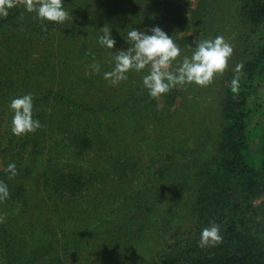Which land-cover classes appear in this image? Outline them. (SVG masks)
I'll return each mask as SVG.
<instances>
[{"label":"rangeland","instance_id":"374dc122","mask_svg":"<svg viewBox=\"0 0 264 264\" xmlns=\"http://www.w3.org/2000/svg\"><path fill=\"white\" fill-rule=\"evenodd\" d=\"M64 1L65 8L71 13L73 19L56 25L55 22L37 19L35 13L27 12L18 0L15 11L10 9L8 16L13 12L15 15H11L10 19L0 17V25L5 22L4 31L0 33V44L9 42L6 41L7 36L10 39L19 38L22 42L26 36H30V33H37V44L40 51L37 57L43 59L42 56L45 55L43 51L51 50L49 44L52 43L49 39L55 37L53 30L57 27L64 28L63 31H65L67 30L65 27L68 25L69 28L72 27L76 30L71 23L75 25L77 23L81 34L87 33L88 30L90 33L93 28H97L96 23L93 27L92 17L86 14L88 11L94 10L91 4L95 0ZM123 1L128 2L131 9L133 5H141L129 16L126 15L128 21L138 20L141 30L153 25L152 19L155 11L152 12L153 14L146 11L140 0H121V2L113 3L111 7L114 10L118 9L123 5ZM175 1L171 5L173 8L175 7L173 10L176 11L170 12L173 17L175 14L179 22L183 19H186L187 22L186 24L185 22L177 24L178 31L175 37L171 31L169 35L173 36L174 40L179 38L181 40L183 37L184 41L181 40V43L188 46L189 42L193 43L195 38H214L216 35H223L233 44L234 53L229 62L230 66L223 75L217 76L208 86L186 85L173 88L168 93L153 98L149 96L148 91L142 85V76L147 73V68L141 72L130 71L128 79L116 85L105 80L103 77L105 71L102 69L110 71L114 64L108 63L111 57L108 55V51L106 52V49L102 48L98 54L93 53L95 56H90L91 60L86 58L88 63L79 69L78 80L73 79L68 81L67 86L65 85L64 93L69 97L66 104L74 107L73 104L78 103L86 109L81 113L80 109H77V113H80L77 116L79 121L75 119V122L65 127V131L61 130L60 134L57 131L54 133L52 131L56 139L50 136L48 128L44 135H33L34 140H30L29 133L25 134L26 136L22 137H27L28 143H30L29 146H26V151H23L20 146L12 150L17 157L30 159L36 154L35 151H31V143L35 141L40 143L41 137L44 141L43 145L46 147L50 140L59 141L61 145L74 143V146L71 145L64 149L58 147L48 156L52 158V163L63 168L66 173L70 169L78 170L84 176L85 182L79 181L82 184H76L67 178V184H64L62 189L58 188L60 189L58 192H53L52 188L42 191L35 182L37 176L42 174L41 170L37 169L41 165L39 161L36 163L37 174L30 173L23 179L24 182L15 180V176L20 175V172H17L12 178L7 177V174V178L0 174V180L5 178L11 180L9 183L10 196L0 202V215L3 222L9 219L10 215L16 216L21 210L30 209L29 204L32 205V202L45 205L46 208L43 209L46 211L49 209L52 212L53 202L65 203L68 200L74 211L80 212L77 224L71 226L73 232L71 231L66 237L55 236L59 240L67 238V242L64 240L58 242L59 250L63 249L61 244H67L68 248L69 244L73 242V238H75V246L80 248L76 252L70 253H67L66 249L63 254H67L58 260L59 264H151L163 252L167 251V246L170 243L178 242L182 236H189V233H186L188 227L194 232L190 235L195 234L197 227L202 225L201 227L204 228L203 223L198 220L202 216L196 211L190 210L189 205H183L182 202H186V200L179 201L176 191L183 182H185L186 188L193 182L194 168L190 159L199 156L208 161L212 158L216 146L217 117L213 116L210 119L213 106L207 100L215 103L227 92V86L232 79V69L240 57L238 51L242 43L241 36L238 34L242 31H249L252 25L242 22L243 14H240V10H236L235 0H229L230 2H226L225 5H222L223 0ZM99 10H101V6ZM99 13L101 14L102 28L111 25L115 29L117 28V23H113L112 20L105 24L110 19V14L107 11H99ZM33 19L34 22L36 21V30H32ZM85 26L88 28L87 30H85ZM48 30L52 31V36H49ZM255 31L251 34L255 35L260 30L255 29ZM62 35L58 34L57 44L61 43ZM250 42L251 40L247 41L249 44ZM128 46L123 42L112 51L115 52L121 48L127 49ZM192 50L193 47L190 46L189 49L182 51V54L191 55ZM3 53L4 51L1 52V54ZM46 55L48 56V52ZM78 56L80 57V55ZM56 58L58 59V55L53 53L51 59L56 60ZM94 59L101 65L99 73H94L91 70L90 65ZM80 62V60L75 61L76 64ZM262 84L258 96L264 102V83ZM195 99L198 100L197 104L193 103ZM109 102H113L115 107L108 106ZM124 102L126 103L123 105ZM43 103L39 107L48 109L49 106H45ZM101 107L107 108V111L93 112L88 109L92 108L95 111ZM116 108L117 110H115ZM143 108L148 113H152L150 117L153 126L146 124L147 120L142 117ZM163 109L171 111L170 117H166V114H153L155 111L156 114H159ZM119 111L121 113L130 111L129 123H127L129 125L125 126L121 123ZM35 113L37 111L34 110ZM115 126L118 129L113 136L111 133ZM147 127H150L151 130ZM84 131L85 133H83ZM76 134H82L91 139V144L85 150L76 146V140H74ZM110 134L113 136L112 141L109 139ZM71 136L72 138H70ZM1 139L5 144L7 140ZM86 143L89 144L90 140ZM44 151L46 150L44 149ZM0 152V170H2V163L8 164L10 161L5 162L2 159L6 151L0 149ZM43 153L41 161L49 165L50 163L46 162L47 156ZM15 163L17 166L18 161ZM20 183H22L21 187ZM78 189L81 194L77 195ZM63 191H65L64 195ZM255 194L239 198L251 200L256 207L262 218L258 229L262 231L261 235L264 241V191ZM24 196L27 199L22 207L14 205L12 198L17 199ZM49 197L54 200H50ZM39 199H43L44 204ZM31 210L36 213L34 208ZM34 218L35 215L29 220L33 221ZM168 218L171 220L169 225L162 228ZM25 227L31 230V226L25 224ZM1 235H3L2 231H0ZM5 249V243L0 240V264L6 263L5 257H13L6 255L8 252ZM44 258L45 255H43Z\"/></svg>","mask_w":264,"mask_h":264},{"label":"trees","instance_id":"16d2710c","mask_svg":"<svg viewBox=\"0 0 264 264\" xmlns=\"http://www.w3.org/2000/svg\"><path fill=\"white\" fill-rule=\"evenodd\" d=\"M117 1L121 2V0H95L92 2L91 6L94 7V10L88 11L86 14L92 17L94 20L93 27L97 26V28H93L90 33L88 30L87 33L81 34L77 23L76 25L71 23L76 30L72 27L69 28L68 25H66L65 29L67 30L65 31H63L64 28L59 27L54 29L55 37L49 39L52 43L49 44L51 50L43 51L45 55L48 52V56H42L43 59L37 57L40 53L37 33H30V36H26L22 42L19 38L10 39L7 36L6 41L9 42L5 43L6 45L0 44V149L6 151L2 158L5 162L18 161L17 172L21 174L15 176L16 181L24 182L23 179L30 173L37 174L36 163L39 161L41 165L37 169H40L42 174L37 176L35 182L42 191L52 188L53 192H58L60 190L58 188L62 189L64 184H67V178L76 184L85 182L84 176L78 170L70 169L66 173L63 168L52 163V158L48 156L56 148L64 149L74 143L61 145L59 141L50 140L47 148L46 145H43L44 141L41 137L40 143H38L39 141L31 143V151L36 152L32 158L17 157L13 153L12 150L18 146L26 151V146H29L30 143H28L26 135L23 138L12 134V112L9 103L16 96L26 93L33 94L34 110L37 111L34 117L39 118L42 126L33 132L32 136L29 133L30 140H34L33 135L35 134L44 135L46 128L49 129L50 136L56 139L52 131L53 133L57 131L60 134L63 129L65 131V127L75 122V119L79 121L77 116L86 109L78 103L73 104L74 107L68 106L66 102H68L69 97L64 92L68 81L78 80L79 69L88 63L86 62L87 59L91 60L90 56H95L93 53L98 54V51L102 50L98 41L95 40L99 34H103L101 33V14L99 11L105 10L110 14V19L105 24H108L110 20L115 24L117 23L116 29L113 25L109 27L117 40V48L123 42L127 43L123 37L128 30L133 27L140 28L138 20L128 21L126 15L129 16L130 13L134 12L133 10L138 9L141 5H133L131 9L128 2L123 1V5L114 10L111 6ZM228 1L223 0L222 5ZM140 2L145 6L146 11L151 13L155 11L152 26L159 25L168 35L172 31L174 33L172 35L175 37L178 31L177 24H184V22L186 24L187 22L186 19L179 22L175 14L173 17L172 12H170L176 11L173 10L175 7L173 8L171 5L176 2L175 0H140ZM100 6L101 10H99ZM16 7L12 11H15ZM235 8L240 10V14H243L242 22L252 25L249 31H242L238 34L241 36L242 43L238 51L240 56L238 63H244L240 88L238 92L233 93L230 90L229 82L227 92L221 99L218 98L215 101L216 104L207 100L213 106L210 119L213 116L214 118L217 117L214 153L208 161L199 156L190 159L194 168L193 182L187 188L183 182L176 191L179 201L186 200V202H182L183 205H189L190 210L196 211L202 216L198 220L203 223V227L209 226L210 222L220 224L223 239L216 246L202 248L198 243L202 225L197 227L193 235H190L193 231L188 227L186 233H189V236H182L178 242L170 243L167 246V251L163 252L151 264H264V241L261 235L262 231L258 229L262 218L251 200L239 198L264 191V102L258 96L260 88L263 86L262 83H264V0H235ZM10 16L7 18L10 19ZM112 17L114 19H111ZM4 23L2 22L0 25V33L4 31ZM88 24L90 25V23ZM56 25L58 24L56 23ZM36 27V21L34 22L33 19L32 30H36ZM87 29L85 26V30ZM255 29L260 31L252 35L253 31L256 32ZM115 32L117 33L115 34ZM48 34L52 36V31L49 32L48 30ZM58 34H63V37L66 36L61 38L59 44L56 43ZM181 40L184 41L183 37ZM181 40L179 38L175 42L179 44L182 51L189 49L193 44L189 42L187 46L182 44ZM249 40H251L250 44L247 43ZM2 51H4L3 54H1ZM107 51L109 50L106 49ZM53 53L58 55L57 61L51 59ZM76 60L81 62L76 64ZM102 70L108 71V69ZM74 72L78 74L75 73L74 76ZM233 75L234 73L231 72V78ZM184 93L186 92L184 91ZM41 103L49 106V108L39 107ZM193 103L197 104L198 100L195 99ZM107 105L115 107L113 102H109ZM144 108L142 117L147 120L146 124L151 125L150 114L152 113H148ZM77 109H80V113H77ZM88 109L93 112L107 111V108L105 110L102 107L95 111L92 108ZM156 113V111L153 112L155 115L166 114V117L171 115L169 109H163L159 114ZM119 114L121 123L125 126L129 125L127 123H129L130 111L125 113L119 111ZM205 121L207 123V117ZM150 127L147 129L151 130ZM117 129L116 126L112 128L111 134L113 136ZM111 134L109 139L112 141L113 136ZM79 135H74L75 144L78 148L81 147L85 150L91 144V139ZM1 138L7 140L5 144ZM89 140L90 143H86ZM84 141L86 142L84 143ZM42 153L47 156L46 162L50 163L49 165L41 161L43 159ZM2 165L3 169L0 170V174L5 175L4 177L7 174L9 177L8 173L4 171L7 164L2 163ZM6 178L4 181L9 186L11 180ZM19 186L21 187L22 183ZM65 191L62 193L63 195ZM76 194H81V191L78 189ZM26 199L24 196L17 199L12 198V201L14 205L22 207ZM49 199L54 200L50 197ZM39 200L44 204L43 199ZM69 204L68 200L65 203L55 201L52 212L48 209V214H46V209H43L46 208L45 205L32 202V205L29 204L30 209H23L16 216L10 215L9 219L4 222L0 215V221H2L0 231L3 234L0 236V240L5 243V251L8 252L6 255L13 256L11 258L5 257L7 260L4 264H59L58 260L62 259L61 257L79 250L80 248L75 246V238L68 248L67 244H61L62 250H59L58 242H63V240L67 242V238L63 240L55 238L56 235L66 237L71 231L73 232L71 226L77 224L80 219L78 217L80 212L74 211ZM31 208H34L36 213H33ZM33 215H35L34 220H29L31 217L33 218ZM170 221L168 218L162 228L169 225ZM25 224L31 226V230L26 228ZM66 249L67 253L63 254ZM43 255H45L44 259Z\"/></svg>","mask_w":264,"mask_h":264},{"label":"clouds","instance_id":"9594fccd","mask_svg":"<svg viewBox=\"0 0 264 264\" xmlns=\"http://www.w3.org/2000/svg\"><path fill=\"white\" fill-rule=\"evenodd\" d=\"M27 12L35 13L41 21H51L63 24L73 19L71 13L64 7V0H19ZM18 0H0V17H7L9 10L17 6ZM97 37L98 44L109 50L108 61L114 64L110 71L103 72V77L111 84L116 85L128 79L130 71L141 72L147 68L142 76V85L149 96L158 98L173 88L195 84L208 86L217 76L229 69V62L234 53V46L223 35L214 38L194 39L191 55H183L182 49L172 36L159 25L144 30L131 28L124 35L129 45L127 49L112 50L117 40L109 27L101 29ZM178 58H180L178 60ZM92 72L101 71L100 63L95 59L90 65ZM244 63H237L232 69L234 75L231 79L230 90L239 91L240 79ZM9 108L12 112L11 132L15 136H23L39 129L41 121L34 117V96L26 93L11 99ZM9 178L17 174L14 161L9 162L4 169ZM10 189L4 180H0V202L8 199ZM221 226L210 222L209 226L202 228L199 239L200 247L216 246L222 241Z\"/></svg>","mask_w":264,"mask_h":264}]
</instances>
